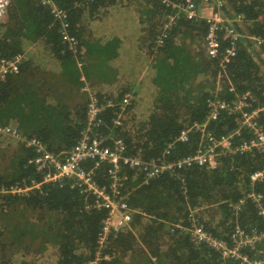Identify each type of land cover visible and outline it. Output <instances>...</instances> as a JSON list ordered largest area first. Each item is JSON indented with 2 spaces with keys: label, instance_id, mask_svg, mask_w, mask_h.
I'll use <instances>...</instances> for the list:
<instances>
[{
  "label": "trees",
  "instance_id": "trees-1",
  "mask_svg": "<svg viewBox=\"0 0 264 264\" xmlns=\"http://www.w3.org/2000/svg\"><path fill=\"white\" fill-rule=\"evenodd\" d=\"M52 1L67 11L68 32L77 40L75 52L69 50L62 40L61 22L55 20L49 6L34 0H11L6 14L0 19V59L19 54L25 57L19 72L8 75L0 82V123L13 121L24 136L40 138L50 151L67 150L78 140L85 124L89 96L84 91L86 100L70 111L61 95L54 94L53 102L47 101L48 94L45 92L43 96L38 95L39 89L30 79L34 76V69H44H39V64L34 65L27 58L25 46L39 43L59 62L60 69L54 79L57 89L66 84L81 87L83 83L79 78L87 75V66L80 70L77 64L78 58L82 59V48L87 58L93 56L90 58L92 62L99 59L109 61L116 57L119 44L117 35L108 38L104 35L105 42H101L96 36L102 29L95 31L91 27L87 31L86 28L96 21L100 27L104 24L106 29L110 28L107 26L108 16L124 5L133 6L136 10L140 24L138 45L144 48L149 42L147 50L152 54L150 47L156 35L168 17L174 15L167 37L150 63L154 69L152 83L156 93L149 101L151 108L145 119L127 126L135 95L126 108L127 118L118 128L112 124L118 107H107L103 113L108 127L104 130L124 139L126 154L144 159L156 157L182 129L194 122H203L208 113L206 100L214 95L217 84H221L222 98L230 99L250 91L258 101L252 109L264 103V74L256 61L262 60L261 55L264 57V43L257 52L249 39V35L264 38V0H209L212 11L233 24H237L235 18L241 16L246 29V37L239 39L235 55L224 63V67L219 65V58L207 55L205 20L187 19L183 12L173 7L184 3V0ZM125 27L129 29V26ZM224 46L222 44L220 49L223 50ZM88 64L91 65L90 62ZM23 72L28 73L30 78L24 81ZM219 75L222 76L219 78ZM230 85L234 87L232 92L229 91ZM127 91L131 92L128 86L115 94L95 90L103 102L107 99L118 102ZM258 121L264 125V111L259 112ZM133 125L137 126L133 128ZM209 127L215 135L229 134L235 131L236 123L232 115L222 112L217 120L209 123ZM190 135V142L175 144L171 157L183 156L195 149L197 134ZM248 137L250 133L243 130L233 135V142L237 144ZM33 155L31 149L17 143L11 153L10 169L0 174V184L30 177L39 181V174L27 164ZM263 164V154L256 150L225 153L217 158L214 167L184 168L174 175L164 173L145 184H140L141 176L132 178V173L126 169L129 175L126 187L130 191L128 204L133 210L130 227L110 237L98 263L119 262L114 252L121 251L140 253L149 264H223L220 255L208 246H196L191 242L190 220H199L213 236L223 241L230 240L236 225L248 231L253 227L264 228V219L256 204L247 198L249 193H260L264 204V174L251 180V175L262 169ZM106 169V164L96 169L99 185L109 182ZM82 188L71 187L70 180H63L44 183L28 196L7 198L4 204L8 207L19 203L46 213L48 217H40L32 223L17 221L8 224L10 226L6 231L11 236L12 250L9 257L0 254V264H34V256L42 254L48 246L57 250L53 264H91L97 257L96 238L107 211L86 210V202L90 203L93 197L91 193L83 192ZM240 200L243 203L236 211L231 204ZM178 223L181 228L174 227ZM3 247L0 244V249ZM16 253V257L21 255V260H13L12 256ZM105 254L110 259H104Z\"/></svg>",
  "mask_w": 264,
  "mask_h": 264
},
{
  "label": "built area",
  "instance_id": "built-area-1",
  "mask_svg": "<svg viewBox=\"0 0 264 264\" xmlns=\"http://www.w3.org/2000/svg\"><path fill=\"white\" fill-rule=\"evenodd\" d=\"M34 1L49 6L55 20L61 22L62 40L67 43L69 50L75 52L77 40L68 32L67 11L52 0ZM163 1L165 2V0ZM10 2L11 0H0V19L6 13ZM173 7L183 12L187 19L205 20L207 32L204 36V42L207 55L210 58H219V65L222 67L235 55L239 39L246 37V34L240 32V27L238 28L242 24L241 16L236 17L237 24H233L229 19L213 12L209 0H198V2L184 0V3ZM173 20L174 15H170L168 21L156 35L152 45L154 51L163 45ZM249 39L258 48L264 43V38L260 36L249 35ZM222 44H225L223 50L220 49ZM24 59L25 57L21 54L12 58H1L0 82L4 81L8 75L18 73ZM221 76L219 75V78ZM233 90V85H230L229 91L232 92ZM220 93L221 84H217L214 95L206 100L208 113L205 120L194 122L182 129L178 136L167 143L160 155L150 159L126 154L127 146L124 139L104 130V128H108L105 125L103 114L107 107H118V112L112 118L113 126L118 128L127 118L126 108L134 99L133 93L128 91L122 95L118 102H115L114 99H107L106 102H103L96 95V92L88 93L89 101L84 127L78 140L67 150L50 151L40 138L24 136L17 126L0 123V137H8L33 151L34 155L28 159L27 164L33 166L35 172L40 176L39 181L35 177H30L22 178L10 184H0V200L13 196H28L34 189H40L42 184L49 182L70 180L71 187H83V192L91 193L93 197L90 203L86 202L84 208L86 210L105 209L107 211L106 216L101 221L102 226L96 238L97 257L91 263L99 264V256L108 245L110 237L128 229L132 220L133 210L128 204L130 191L126 187L129 175L126 173V169L132 173V178L141 176L140 184H145L164 173L174 175L184 168L193 166L214 167L217 158L225 153L256 150L262 153L264 158V125L258 121L259 112L264 111V103L258 104L252 109V105L257 104L258 101L252 97L250 91L230 99L220 97ZM222 112H227L233 116L236 129L229 134L215 135L209 127V123L217 120L218 115ZM111 130L112 127L110 132ZM243 130L248 131L250 137L242 138L239 143L235 144L233 135L239 134ZM191 133L197 134L195 149L183 156L171 157V151L175 149V144L190 142V137L193 135H190ZM101 164L107 165L108 184H98L96 169ZM263 174L264 164L262 169L251 175V180H256ZM247 198L256 204L259 214L264 219L262 194L252 192L248 194ZM242 203L243 200H240L231 206L237 211ZM190 221L191 242L196 246H208L220 255L223 264L227 262L264 264V228L253 227L248 231L236 225L230 235V240L223 241L213 236L199 220L191 219ZM174 227L181 228L182 226L178 223ZM103 258L110 259V256L105 254Z\"/></svg>",
  "mask_w": 264,
  "mask_h": 264
},
{
  "label": "crops",
  "instance_id": "crops-1",
  "mask_svg": "<svg viewBox=\"0 0 264 264\" xmlns=\"http://www.w3.org/2000/svg\"><path fill=\"white\" fill-rule=\"evenodd\" d=\"M1 19H3V17ZM107 22L110 26L122 24L120 28H113V30L120 31V34L124 35L122 39L117 37L119 39L117 55L115 58L107 62H104V59L92 62L90 61V58L93 56L87 58L84 55V48H82V52L80 53L82 59L78 58L77 64L80 70H82L84 65L87 66V75L80 76L79 81L83 83L81 87L66 84L60 86L58 89L56 88L57 85L55 84L54 79L57 76V71L60 69L59 62L53 59L48 50L39 43H33L31 45L27 44L25 46V50H28L27 58L32 61V64H39V69H44V71L36 69L32 71L31 68H27L34 74L30 81L33 80L34 85L39 89V92L37 93L38 95L43 96L44 92L48 94V102H53V99L55 100V97H52L54 94L61 95V99L68 107H70V111L77 109L80 103L86 100L87 95L86 92L83 91V88L86 86H90L91 89L97 91L111 92L113 94L119 92L123 87L128 86L133 95L136 96L133 110H131L130 113L138 119L141 117L139 114L141 111L139 109L142 107L146 108V106L143 103V100H137V97H141L140 95L142 93L147 94L148 92H151L152 75L148 79H146L144 75L150 69L152 74L150 63H152L153 54L151 52L149 53L147 50L148 42L145 43L144 48H140L138 45V36L140 32H137V30H139L140 24L138 23L137 12L133 6L123 7L119 11H114L112 15L108 16ZM125 25H129L130 29H126ZM91 27L92 26L90 25L86 30L89 31V28ZM99 41L105 42V40ZM136 59H139V61L137 62ZM88 62H90L91 65H89ZM103 62L105 63V66H102ZM107 69H110L111 75L104 74V70L106 71ZM51 70L55 73H52ZM22 77L24 81L30 78L28 73L24 72ZM155 93L156 88L154 87L148 96H153ZM147 112L148 111H146V114ZM9 122L8 124L16 126L13 121L10 120ZM0 204H4V202ZM114 253L116 256L120 251ZM116 259L119 262L115 264H125L121 263L118 258ZM130 260L131 258L129 259V264H132Z\"/></svg>",
  "mask_w": 264,
  "mask_h": 264
},
{
  "label": "rangeland",
  "instance_id": "rangeland-1",
  "mask_svg": "<svg viewBox=\"0 0 264 264\" xmlns=\"http://www.w3.org/2000/svg\"><path fill=\"white\" fill-rule=\"evenodd\" d=\"M121 7H126V6H121ZM98 25H99L98 21L93 22L92 27H94L95 31L102 29L100 31V33L98 34V36H96V37L100 38L101 40H105L106 38L112 37L113 35H117L120 39H122L124 37V35L120 34V31L113 30L114 27L120 28L122 26V24L110 26L107 22V26L110 27L107 29H106V25H104V24H102L103 27H100V25L99 26ZM126 26H129V25H126ZM129 29H130V26H129ZM240 30H242V31H240L242 34H244L243 32L246 31L243 24H241ZM104 34H105L106 38H103ZM253 45H254V47H252V48H254L257 52H259L258 46H256L255 44H253ZM150 49L153 51V54H155L157 52V50L154 51L152 49V46L150 47ZM261 58H262V60L256 59V61L258 62L259 66L262 69V72L264 74V57L261 55ZM136 61L138 62L139 59H136ZM104 62H107V61H104ZM104 62L102 63V66H105ZM104 74L105 75H111L110 69H107L106 71L104 70ZM151 75H152V78L155 75L153 68H152V74H151V69H150L149 71H147L145 73L144 77L146 79H148ZM153 88H154V84L152 83L151 92H152ZM85 89L86 90L83 89V91H87L89 94L92 92H95V90L91 89L90 86H88V87L86 86ZM151 92H148L147 94L142 93L140 95L141 97H139V98L137 97V100L138 99L143 100V103L145 104L146 108L142 107L141 109H139L141 111V113H139L141 115V117L138 118L137 120L132 119V116L130 113L129 118L127 119V126L128 127L133 122L145 119L146 111H149L151 108L149 101L151 100L152 96L151 95L148 96V94ZM133 126H134L133 128H135L137 125H133ZM16 144L17 143L14 140H12L8 137H1L0 138V174H4L10 169L11 153L14 151ZM5 201H6L5 199L0 200V203H3V202L5 203ZM13 212H16V213L13 214ZM40 217H43L46 219L48 217V215L46 213L39 212L38 210H31L29 207L26 208V207L22 206V204H19V203H13V205H11L10 207L6 206L5 204H2V206H0V231L2 232V234L0 235V244H3L4 247L0 249V254L6 255L9 257L10 252L12 250V242L10 239L11 236H8L9 233H8V231H6L7 226H10L8 224H11V223L17 222V221L32 223V222L38 220ZM3 232H5L4 235H3ZM35 243H37V242H35ZM20 250H24V249H20ZM31 253H33V252H31ZM43 253H44V255H43ZM43 253L38 255V256L36 255L37 257L34 256V261H35L34 264H53L56 261L57 250L54 246L46 247L44 249ZM16 255H17V253L14 256H12L13 260L14 261L21 260V255H18L17 257H16ZM116 258H118L121 263H125V264H129L130 258H131L130 261L132 264H149L145 260V257L140 253L131 254V253H127V252L124 253V252L120 251L119 254H116Z\"/></svg>",
  "mask_w": 264,
  "mask_h": 264
}]
</instances>
